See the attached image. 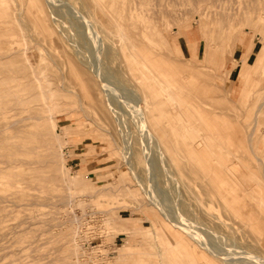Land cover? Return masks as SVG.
<instances>
[{"label":"rangeland","instance_id":"1","mask_svg":"<svg viewBox=\"0 0 264 264\" xmlns=\"http://www.w3.org/2000/svg\"><path fill=\"white\" fill-rule=\"evenodd\" d=\"M47 1L35 0L36 13L27 0L0 4V264H227L191 230L240 264L264 256V231L247 216L254 200L226 209L220 185L211 192L210 174L182 147L181 163L171 164L166 145L139 123L128 61L106 57L121 45L107 29L110 13L153 66L209 75L220 89L216 111L244 131L258 115L254 149L263 161L247 163L262 169L264 84L242 95L253 62L264 75V0H101L105 11L85 0ZM74 49L116 101L114 114ZM253 51L259 59L248 62ZM72 148L84 155L77 165ZM235 158L225 168L245 186L248 171ZM142 244L144 255L129 256Z\"/></svg>","mask_w":264,"mask_h":264},{"label":"bare ground","instance_id":"2","mask_svg":"<svg viewBox=\"0 0 264 264\" xmlns=\"http://www.w3.org/2000/svg\"><path fill=\"white\" fill-rule=\"evenodd\" d=\"M6 1L9 0H0V4L5 7ZM27 1L29 7L36 13L35 0ZM42 1L47 5V0ZM85 1L90 7L106 10L101 0ZM108 15L107 29H114L119 34L121 45L110 47L109 52L105 54L109 59L117 58V55L122 56L128 61V68L133 70L138 86L137 91L142 102V105L139 108L137 107L141 127L147 133H151L153 137L155 136V139H159V142L161 141L166 145L171 157V164L179 165L181 163L182 159L177 149L182 147V151L185 152V156L192 165L199 166L207 174H210L211 180L208 181V184L213 187L211 192L216 194L214 185H220L221 188L218 193L221 195L222 200L226 197V209H232L237 213L247 207L244 203L245 198L249 197L254 200L255 205L252 206L251 202L253 208L251 210L247 209L249 211L247 216L262 236L264 228L260 225L259 220L264 223V217H260V210L264 205V168L255 170L247 163L249 160L258 163L263 161L254 149L256 124L258 123L257 112L254 125L250 127L249 131H244L246 124L243 122L234 123L228 116L216 111L218 107L215 105L214 92L218 88L215 86L216 84L214 85L213 82L209 81V75L202 77L199 73L194 72L186 75L182 72L181 64L175 66L169 62L158 63L157 61V64L153 66L150 63L151 59L148 57L149 51L140 49L139 45L132 39L131 34L126 30L121 19L110 15V13ZM15 19L20 20L21 18L16 16ZM74 50L80 64V70L82 68L84 73L89 75V81L98 84V92L106 101V109L114 114L116 111H113L115 110L113 106L116 101L114 103L113 100L112 103L108 101L110 100L107 97L109 95L103 89L98 74L91 69L86 60L82 64L79 49ZM70 61L73 62V59H70ZM111 104L113 105L111 106ZM260 111L262 110L259 109L258 114ZM242 152H246L247 157L241 155ZM231 157H236L237 159L235 158L236 161H234L237 162L238 160L246 168L245 171H248V178L244 179L245 186H241L233 179L225 168V165L229 166L226 162ZM229 162L232 163L231 160ZM133 178L138 177L135 174ZM145 194L147 195V193ZM255 208L256 211H254ZM173 224L178 225L175 221ZM188 234L196 240L202 249L220 258L223 262L227 264H240L239 262H243V260L235 261L234 258H230L229 255H224L220 250H217L219 248L216 249L210 246L206 240L201 238L200 234L196 233V230L188 231ZM194 234H197V236ZM249 256L252 257V264H264V256L251 254L247 258H250Z\"/></svg>","mask_w":264,"mask_h":264},{"label":"crops","instance_id":"3","mask_svg":"<svg viewBox=\"0 0 264 264\" xmlns=\"http://www.w3.org/2000/svg\"><path fill=\"white\" fill-rule=\"evenodd\" d=\"M244 55V54H243ZM243 55L240 57V59L238 60V62H241L242 58H243ZM254 55V57H253ZM254 59H259V58H255V54H254V51L248 56L247 58V61L248 62H251L252 60ZM240 65V63H238ZM261 64H259V62H253L251 65H250V68H249V71L248 73H251L248 79V83L245 84L243 86L244 88V91H243V97H245V93L248 92V91H252V90H255L256 88H259L261 87L263 84H264V75L263 74H260V68H261ZM257 77V78H256ZM264 107V104H261L258 109L260 107ZM260 139V138H259ZM259 141V140H258ZM73 149V148H72ZM71 149V150H72ZM78 150V149H77ZM263 151V150H262ZM71 155H74V158L71 159V162H73L75 165L79 164V162H81V159H82V156H84L82 154V152L80 151H76V148L73 149V152L70 153ZM78 155V156H77ZM83 165V164H82ZM146 244H142L135 253H132L130 252L129 253V256H132L133 254H136V256H141V255H144V252L146 251L145 249L146 248Z\"/></svg>","mask_w":264,"mask_h":264}]
</instances>
